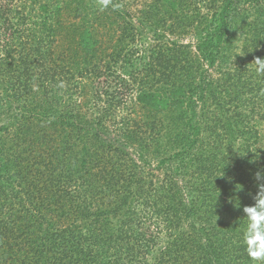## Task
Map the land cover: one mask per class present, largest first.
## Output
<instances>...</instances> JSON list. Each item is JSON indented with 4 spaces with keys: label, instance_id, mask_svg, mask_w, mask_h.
<instances>
[{
    "label": "trees",
    "instance_id": "trees-1",
    "mask_svg": "<svg viewBox=\"0 0 264 264\" xmlns=\"http://www.w3.org/2000/svg\"><path fill=\"white\" fill-rule=\"evenodd\" d=\"M15 1L0 0V264H258L243 208L264 183V0ZM119 82L141 163L104 135ZM154 161L172 168L148 180Z\"/></svg>",
    "mask_w": 264,
    "mask_h": 264
},
{
    "label": "rangeland",
    "instance_id": "rangeland-1",
    "mask_svg": "<svg viewBox=\"0 0 264 264\" xmlns=\"http://www.w3.org/2000/svg\"><path fill=\"white\" fill-rule=\"evenodd\" d=\"M27 0H16L15 3L13 4V10L17 11L15 8H20L23 4H29L26 3ZM12 10V11H13ZM11 17V15H10ZM71 19V18H70ZM177 38V37H176ZM180 42H192L194 43L195 38L192 34V32H190L187 36L181 37L179 38ZM213 70L210 71V73H212ZM2 82V81H1ZM114 82V81H113ZM112 82V83H113ZM115 86V85H114ZM119 86V95L115 97H107L106 94L101 95V101H99V108L102 109L104 107L106 112H110L111 117L107 120V126L108 129L106 131V133L104 134L105 137H107L108 139H110V141L112 142L114 147H121L122 149H125L128 153V157L135 160V162L137 163H141L140 162V157L139 154L137 152V149L134 145H122V143H124V140L120 138L118 132L117 131V124L121 121V118H123L124 116H129L130 114L132 116H134V112H132L131 108H134L133 106L135 105L133 102L135 101L134 97H135V92L131 89H124V86L122 83L119 82L118 84ZM109 109V111H108ZM142 114H139V116H141ZM258 127V128H257ZM256 127V129L258 130L260 128V134L261 136L264 137V120L262 121L261 125L258 124V126ZM264 145V143H262ZM261 145V146H263ZM157 161L152 162V164L150 166H144L145 168V175L146 178L148 180H156V179H162V177L164 176V173L166 171H170L171 170V166L168 168H157ZM205 174V173H204ZM198 175V173H196V176ZM160 228V227H159ZM166 239L165 235L162 236V240L164 241Z\"/></svg>",
    "mask_w": 264,
    "mask_h": 264
},
{
    "label": "clouds",
    "instance_id": "clouds-1",
    "mask_svg": "<svg viewBox=\"0 0 264 264\" xmlns=\"http://www.w3.org/2000/svg\"><path fill=\"white\" fill-rule=\"evenodd\" d=\"M110 3L111 0H99L101 10L106 9ZM257 64L264 71V59L259 58ZM256 179L260 181L264 179V175L257 172ZM258 188L259 191L253 197L254 203L243 208L244 216L247 217L243 243L248 257L258 264H264V183H259Z\"/></svg>",
    "mask_w": 264,
    "mask_h": 264
}]
</instances>
